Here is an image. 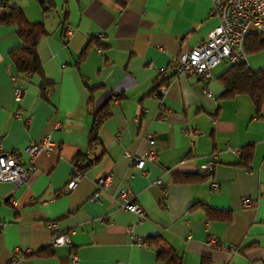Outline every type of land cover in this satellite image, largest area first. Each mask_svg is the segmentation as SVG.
<instances>
[{"label": "crops", "instance_id": "obj_1", "mask_svg": "<svg viewBox=\"0 0 264 264\" xmlns=\"http://www.w3.org/2000/svg\"><path fill=\"white\" fill-rule=\"evenodd\" d=\"M8 3L46 32L36 45L40 71H18L9 51L22 40L14 25L0 24V136L25 168L31 165L19 186L0 180V264H165L156 255L158 236L179 264H264V100L257 106L246 93L221 96L220 76L233 62L227 58L214 63L208 81L173 70L176 57L215 25L212 1ZM245 38L247 65L264 67V43L247 50ZM162 69L168 89L158 98ZM101 107L108 115L89 148ZM47 134L49 147L31 160L26 145ZM127 149L155 157L139 168ZM81 155L91 163L67 190ZM104 174L106 192L94 200V181ZM121 187L144 219L111 197ZM52 220L69 243L49 245Z\"/></svg>", "mask_w": 264, "mask_h": 264}, {"label": "built area", "instance_id": "obj_2", "mask_svg": "<svg viewBox=\"0 0 264 264\" xmlns=\"http://www.w3.org/2000/svg\"><path fill=\"white\" fill-rule=\"evenodd\" d=\"M212 8L211 15L216 19L215 25L209 30L208 35L204 39H200L192 47L190 51L180 53L173 62L174 74L193 73L200 76L205 81L212 77V66L218 60L227 58L230 61H240L246 59L243 40L245 36L256 31L264 37V0H211ZM66 35L69 36L72 30L68 25L65 27ZM162 69L159 80L157 81L153 94L155 97L167 93L168 89V74ZM23 89L17 87L14 90V95L18 99L22 94ZM208 95L211 92L205 89ZM50 144L49 134L39 141H30L25 152L32 160L35 155L47 149ZM19 152L13 148H5L3 139L0 136V180L12 181L17 186L26 182L29 177L28 165L26 168L18 159ZM125 155L130 158L134 166L141 168L146 160H152L155 157L154 151H151L146 156H136L131 149L125 151ZM213 160L204 163V167H211ZM84 174L82 162H75L73 173L70 180L67 182L66 189H73L79 179ZM110 176L107 174L97 177L94 181L96 193L92 195L94 200L97 199L100 193L106 192ZM130 190L126 187H121L118 192L111 197L117 205L124 209L138 213L141 219L145 217V211L130 195ZM245 205H250V201L245 198ZM48 226L52 232L49 240V245H61L69 243L68 232L61 231L57 221H49ZM130 229V228H129ZM134 240L138 245H146L138 235H134ZM209 242L215 246H221V240L217 236H210ZM12 260V259H11ZM8 264V263H3Z\"/></svg>", "mask_w": 264, "mask_h": 264}, {"label": "trees", "instance_id": "obj_3", "mask_svg": "<svg viewBox=\"0 0 264 264\" xmlns=\"http://www.w3.org/2000/svg\"><path fill=\"white\" fill-rule=\"evenodd\" d=\"M0 24L14 25L17 34L22 40L20 46L9 51V58L16 69L30 73L32 71L39 72L40 64L36 54V45L39 37L46 32L43 23L39 21H28L19 6L9 4L8 0H1ZM263 43L264 37H261V34L258 32H249L246 35L245 48L247 50H257L263 46ZM220 81L223 86L221 93L223 97L232 96L237 93H246L253 99L257 106L264 100V67L252 69L244 60L233 61L221 74ZM107 115L108 113L104 107H101L94 113L88 137L89 148H93L97 144L98 125ZM74 161L77 163L83 162V168L91 163V160L86 155H81L75 158ZM218 215L220 214L218 213ZM153 240V243H157L156 255L159 260L164 261L165 264L180 263V257L172 249H167L161 245L159 236ZM204 263H207L206 257H204Z\"/></svg>", "mask_w": 264, "mask_h": 264}]
</instances>
